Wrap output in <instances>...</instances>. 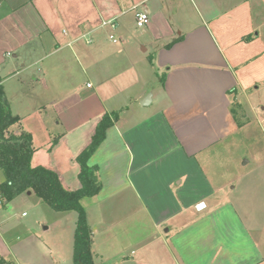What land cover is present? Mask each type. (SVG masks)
Listing matches in <instances>:
<instances>
[{
	"label": "crops",
	"instance_id": "crops-1",
	"mask_svg": "<svg viewBox=\"0 0 264 264\" xmlns=\"http://www.w3.org/2000/svg\"><path fill=\"white\" fill-rule=\"evenodd\" d=\"M141 9L149 13L142 28ZM0 75L21 117L12 132L31 133L32 165L55 170L69 189L81 185L77 156L98 121L119 112L89 160L103 184L87 205L96 264H264L263 228L218 200L221 188L205 177L203 162L245 126L234 102L252 117L264 91V0H0ZM85 101L88 111L77 110ZM59 153L73 159L70 172ZM5 203L0 197V264H34L40 255L43 264L63 260L33 234L30 219L20 221L25 204L45 208L33 192ZM49 210L73 223L74 239L78 214ZM141 214L154 229L143 239ZM124 220L129 225L120 230ZM128 232L130 243L105 254L99 238Z\"/></svg>",
	"mask_w": 264,
	"mask_h": 264
},
{
	"label": "rangeland",
	"instance_id": "rangeland-1",
	"mask_svg": "<svg viewBox=\"0 0 264 264\" xmlns=\"http://www.w3.org/2000/svg\"><path fill=\"white\" fill-rule=\"evenodd\" d=\"M87 81L84 75H81L80 81ZM37 87H39L37 85ZM10 92H15V85H8ZM34 96L33 94L28 95ZM46 98L48 95H45ZM67 96L66 94H60V97ZM58 97V96H56ZM31 98V97H30ZM33 99V98H32ZM79 100V99H78ZM255 111L250 110L252 117L244 118V113H249L248 107H242L238 105L236 101L232 105L234 113L239 121L245 126L241 130L227 138L225 141L213 147L205 154V159L203 162L205 165V177L210 181V183L216 188H221V193L219 194V201L229 200L231 201L235 208L238 210L240 215L245 221H248L249 225L253 228L261 229L263 228L264 233V91L261 95L254 100ZM79 106L77 110L88 111L89 104L85 101ZM52 109V108H51ZM50 109V111H51ZM54 115V110L52 109L51 118ZM55 128V127H52ZM56 129L55 131H57ZM53 139L57 137L58 133L54 132ZM56 140H52V144H56ZM41 144V143H40ZM61 144V143H60ZM59 153L57 160H60V166L63 172H70L74 166V161L72 158L69 159V155L61 157ZM77 164V162H76ZM1 175L4 177L2 171ZM5 178V177H4ZM28 192V191H27ZM26 197V196H24ZM34 197L45 206L44 209L31 208L30 205L25 204L21 207V210L27 212V217L20 218V221L31 220V227L33 234L39 236L42 242L52 246L54 252L61 254L63 260L58 261L56 264H74L73 262V249H74V239H73V223L69 222L68 219L57 220L55 219L49 210L50 206L44 203L39 197L34 194ZM217 198L215 199L216 202ZM9 202H6L7 205ZM91 203V198L84 199V205L87 209V205ZM13 205V204H11ZM89 215L92 219L98 216V213L93 209L89 210ZM73 214L77 215L76 211H71ZM120 215H124L121 212ZM145 214H141L140 221V232L141 237L145 238L152 234L153 226L149 219L144 218ZM48 220V221H46ZM123 225L128 226L129 222L126 220L122 221L118 228L122 230ZM49 229H46L45 227ZM72 226V228H71ZM131 229V225L129 226ZM137 233L136 223L132 228ZM71 230V233H70ZM113 231V230H112ZM31 231H28V234ZM262 232V231H261ZM26 236V232H22V237ZM129 239H132L130 232H128L126 238L118 239L113 234L108 235L105 238H99L100 244L104 246L105 254L111 255L112 250L118 251L122 248V244L130 243ZM133 240V239H132ZM113 243H111V242ZM161 246V245H160ZM162 249L165 247L162 245ZM97 246L95 249L97 250ZM94 249V247H93ZM134 250L133 247L130 251ZM56 256V255H53ZM45 255H40V257H34V264H43L47 262L44 258ZM121 260V259H120ZM164 260V258H163ZM111 264H135L127 261H114Z\"/></svg>",
	"mask_w": 264,
	"mask_h": 264
},
{
	"label": "trees",
	"instance_id": "trees-1",
	"mask_svg": "<svg viewBox=\"0 0 264 264\" xmlns=\"http://www.w3.org/2000/svg\"><path fill=\"white\" fill-rule=\"evenodd\" d=\"M161 78L164 81V77ZM118 118V111L102 115L90 143L77 156L81 185L77 189L66 188L55 170L32 165L35 147L31 133L26 130L12 132V127L21 123V117L13 113L0 75V170L5 177L0 182V197L10 202L19 194L31 191L56 211H76L78 218L73 249L74 264H96L92 247L93 231L88 222L84 199L97 196L103 184L99 165L90 164L89 160Z\"/></svg>",
	"mask_w": 264,
	"mask_h": 264
},
{
	"label": "built area",
	"instance_id": "built-area-1",
	"mask_svg": "<svg viewBox=\"0 0 264 264\" xmlns=\"http://www.w3.org/2000/svg\"><path fill=\"white\" fill-rule=\"evenodd\" d=\"M149 21V13L147 10L145 9H141L139 11H137L136 13V24L138 27L142 28L144 26H146V24L148 23ZM104 24H112L114 25L113 21L112 20H103L102 21ZM112 38L114 39V41H117V39H115L113 36ZM195 208L197 210H203L204 208H206V204L205 202H200L198 203Z\"/></svg>",
	"mask_w": 264,
	"mask_h": 264
},
{
	"label": "water",
	"instance_id": "water-1",
	"mask_svg": "<svg viewBox=\"0 0 264 264\" xmlns=\"http://www.w3.org/2000/svg\"><path fill=\"white\" fill-rule=\"evenodd\" d=\"M151 99H152V95H151V93H149L144 99H143V101H142V105H144V106H146V105H148L150 102H151ZM28 193L30 194L31 193V191H28Z\"/></svg>",
	"mask_w": 264,
	"mask_h": 264
}]
</instances>
